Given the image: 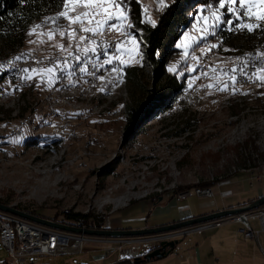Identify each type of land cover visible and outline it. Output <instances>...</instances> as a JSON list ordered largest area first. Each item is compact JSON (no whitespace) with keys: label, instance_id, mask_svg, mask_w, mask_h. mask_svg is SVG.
Instances as JSON below:
<instances>
[{"label":"rangeland","instance_id":"obj_1","mask_svg":"<svg viewBox=\"0 0 264 264\" xmlns=\"http://www.w3.org/2000/svg\"><path fill=\"white\" fill-rule=\"evenodd\" d=\"M135 1L142 6V22L153 25L146 20L156 24L164 6L173 0L163 4L159 0ZM127 2L129 20L125 23L133 24L132 35L142 56L128 59L127 53L118 52V57L127 60L126 64L116 60L119 76L111 70L100 71L94 82L74 78L69 88L59 80L50 87L47 78L41 83L37 73H30L32 80L12 78L9 66L0 63L2 203L58 220L64 212L89 215L91 218L82 223L94 227L135 228L146 224L154 205L149 201L167 204L169 199L189 193L172 210L178 219L182 207L200 212L206 201H218L216 186L212 187L214 197L201 198L197 189L228 179L234 185L235 201L264 193V179L256 178L264 172V87L258 86L259 81L243 78L233 93L227 75L243 58L264 51L262 33L216 30V36L186 51L185 34L193 39L204 35L202 17L211 11L208 5L197 7V11L191 10L189 26L181 30L182 36L167 59L168 73L163 74L148 61L146 42L131 18L132 0ZM67 26L64 30L68 32L81 27L68 21ZM49 31L36 29L24 45L26 52L41 58H36L37 68L52 67L47 60L54 55L65 57L77 47L78 53L92 48L91 43L79 40L78 32L71 38L56 32L49 39ZM98 38L121 40L122 48L132 47L129 36L111 27L106 26ZM210 44L219 47L209 48ZM247 71L254 69L248 67ZM167 79L177 80L181 88L142 130L139 126L129 129L130 107L155 95ZM226 84L227 90H217ZM246 181L252 185L249 190ZM250 223L255 231L261 229L257 218ZM261 239L264 242V234ZM111 247L87 241L81 253L33 256L27 262L11 264H110L120 255L116 251L105 258L104 252ZM6 261L12 262L0 244V264Z\"/></svg>","mask_w":264,"mask_h":264},{"label":"snow or ice","instance_id":"obj_2","mask_svg":"<svg viewBox=\"0 0 264 264\" xmlns=\"http://www.w3.org/2000/svg\"><path fill=\"white\" fill-rule=\"evenodd\" d=\"M25 0H20V3H24ZM164 0H159V3L163 4ZM128 7L127 0H62V10L56 12L55 16L45 17L42 24L34 25L32 31L28 32V35H33L36 29L43 28L46 24L51 23L54 25L52 31L47 33L48 38L51 39L53 35L59 31L61 35H67L70 38L75 36L77 32H83L86 35L79 36L80 41H87L92 44L97 42L91 37L99 34L105 29V27H111L117 31H123V33L130 37V43L132 47L122 48L121 42H116L113 45H108L103 49V55L105 59L102 61L99 59L100 51L97 47L84 48L82 55H77L76 52L70 53L69 55L76 62L69 64L68 58L65 57L63 60L53 64L52 67L48 68H24L20 69L25 74L26 80H32L33 76L30 73L39 74L40 82H44L47 78V82L51 87L57 80L63 78V74H67L71 77L78 67L81 74L95 75V69L97 64L100 68L106 65L112 64L113 59H119L121 64H126L127 60L123 58V55L116 57L115 53L112 56L108 55V47L115 48L116 51L124 54L127 53L128 59H131L133 55L142 56L139 51L136 36L132 35L133 24L125 23L129 20V15L126 12ZM211 9L209 15L202 17L204 21V28L202 35L199 39H193L185 34L186 39L184 42L185 50L193 45L199 44L201 41H205L209 36H216V30H240L253 33L256 30L264 33V0H215V5H208ZM83 9V11H77ZM75 13V14H73ZM67 20L69 25H81L79 29L73 28L72 31L68 32L59 27V20ZM200 19V17H198ZM211 21V23H209ZM148 23H155L150 18L146 20ZM87 23L88 27H83ZM87 34H91V37ZM61 49L65 46L60 45ZM179 47V45H177ZM219 45L210 44L209 48H217ZM77 52L79 48L77 47ZM92 53L96 56L97 63H93L91 69L89 68V62L87 57ZM19 60L20 57H16ZM236 59H241L237 57ZM253 60L256 63H253ZM39 63V62H37ZM251 67L254 69L252 72H248L247 68ZM112 72H116L119 76L120 69L115 64H112ZM172 71V68H169ZM229 80L232 82V91L235 93V84L241 82L240 78H246L250 82L259 81L258 86L264 87V51H258L257 53L250 54L247 58H244L238 68L229 70L227 73ZM103 80V76L97 77ZM39 86V85H37ZM208 87H213L208 85ZM228 85L226 84L223 88H218L219 91L227 90ZM123 107V105H121ZM13 142H16L15 140Z\"/></svg>","mask_w":264,"mask_h":264},{"label":"trees","instance_id":"obj_3","mask_svg":"<svg viewBox=\"0 0 264 264\" xmlns=\"http://www.w3.org/2000/svg\"><path fill=\"white\" fill-rule=\"evenodd\" d=\"M206 5H215V0H173L164 6L153 26L142 22V6L132 0L130 5L132 21L146 42L145 55L157 72L168 73L167 59L182 36L181 30L189 26L191 10L197 11V7ZM59 10H62V0H25L24 3H20V0H0V54L6 50L14 52L23 47L30 37L28 32L31 31L32 25L42 18L56 14ZM262 37L264 38V33ZM131 72L135 74L136 70L132 68ZM180 88L177 80L167 79L151 98L133 104L129 109L128 128L134 129L139 126L142 130L144 123L154 117V113L164 107L170 96ZM208 188L209 186H205L203 189ZM30 213L42 217L35 212ZM62 216L61 220L55 217L44 218L69 225H76L91 218L89 215L71 212H64ZM83 225L88 228H102ZM11 263L13 262L6 261L4 264ZM120 264H133V261H122Z\"/></svg>","mask_w":264,"mask_h":264},{"label":"crops","instance_id":"obj_4","mask_svg":"<svg viewBox=\"0 0 264 264\" xmlns=\"http://www.w3.org/2000/svg\"><path fill=\"white\" fill-rule=\"evenodd\" d=\"M245 183L246 189L249 190L252 187L250 181H246ZM213 186L217 187L219 194L218 201H206L202 204L203 209L200 212H194L187 207H182L179 209L178 219L177 217L174 218L172 210L177 206V203L183 202L186 199L189 195L187 193L183 198L169 199V203L167 204H163L160 200L158 202L149 201L150 204L154 205L151 208L145 225L135 228H124L121 225L116 227L109 226V229H139L164 226L213 212L243 206L264 196L263 193L261 196L244 202H238L234 199L235 194L232 189L234 185L230 179L209 187L212 192ZM214 195L213 192V197ZM204 197L203 195L201 196V198ZM251 219H249L248 224L252 228ZM247 226L245 222L228 220L220 226L206 227L203 224L184 230L186 234L179 237L182 242L171 255L162 260H153L143 264H264V242L261 239L264 232H261V229L255 231L252 228L255 233L259 232V234L254 237H247L244 233V230L248 228ZM129 241L130 239L97 238L93 242L100 245H112L110 249L104 252V257L109 258L116 254L115 250L121 245H123L124 249L127 247L131 248L132 245L127 243ZM118 258L114 262H110V264L118 263Z\"/></svg>","mask_w":264,"mask_h":264},{"label":"built area","instance_id":"obj_5","mask_svg":"<svg viewBox=\"0 0 264 264\" xmlns=\"http://www.w3.org/2000/svg\"><path fill=\"white\" fill-rule=\"evenodd\" d=\"M77 29V27H75ZM80 35H86L83 32H79ZM91 37V34H87ZM91 39H94L97 43L94 45L92 44V47H97L100 51L99 59L102 61L105 59L103 55V49L108 45H113L116 42H110V41H99L98 34L94 37H91ZM118 42H121L118 41ZM90 43V42H89ZM117 52L115 48L108 47V55L112 56L113 53H115V56L117 57ZM81 55V54H77ZM69 64H72V57H67ZM64 58H62L63 60ZM116 60L113 59L112 64L116 65ZM38 62V61H37ZM37 62H34V64H21L20 61H17L15 63H6L5 65L9 66L7 67V72L12 76V78H20L22 76H25L23 72L20 71V69L24 68H37ZM88 62H89V68L91 69L92 64L96 63V56L92 53L88 56ZM49 64L53 65V61L49 62ZM112 64H109L107 66L112 67ZM79 79H89L92 80V82L95 81L96 76V69H95V75H87V74H81L78 71ZM63 77L66 78V73L63 74ZM26 80V79H24ZM243 83L244 79H240ZM258 181H263L264 179V172L258 176H256ZM196 193L198 195H204V196H213V192L211 189H197ZM187 194H181L179 198L185 197ZM251 218H257L260 221L261 225V232H264V206L250 211L248 213H244L241 215L220 219L217 221L209 222L204 224L206 227H213V226H220L222 223L228 220H234L238 222H245L248 226L247 229L244 230V233L247 237H254L259 234V232L255 233L252 228L249 226L248 221ZM75 226L78 227H86L82 223H77ZM187 230V229H186ZM181 236H183L185 231H181ZM176 233H169L163 236H154V237H147V238H141L137 241H129L127 242L129 245H132L131 250L126 251L121 245L117 248V250L120 252L118 262L126 261V260H133L136 257L142 256L140 252L143 250V255L147 254L156 245H159L162 240H170L175 236ZM179 236V237H181ZM178 237V238H179ZM97 240L95 237H88L83 235H75V234H69L60 232L57 230H52L46 227H42L39 225H36L32 222H29L27 220H24L22 218H19L15 215H12L10 213L2 212L0 211V244L1 246L9 253V257L12 262H27L31 257L33 256H43V255H49V256H61L66 253H81L84 247L85 242L90 241L93 242Z\"/></svg>","mask_w":264,"mask_h":264},{"label":"water","instance_id":"obj_6","mask_svg":"<svg viewBox=\"0 0 264 264\" xmlns=\"http://www.w3.org/2000/svg\"><path fill=\"white\" fill-rule=\"evenodd\" d=\"M264 206V196L258 198L257 200L235 208H229L204 216H199L195 218H190L175 222L172 224L158 226V227H145L139 229H109V228H88V227H78L75 225H69L62 222H57L51 219L40 217L34 215L30 212L21 210L17 207L4 204L0 202V211L10 213L19 218L32 222L36 225L46 227L52 230H57L64 233L83 235L88 237L102 238V239H130V241H137L141 238L163 236L169 233H176L170 240H162L159 247L143 255V250L140 252L142 256L134 258L132 261L134 264H143L146 262H151L153 260H162L167 256L171 255L176 248L182 242L178 237L181 236V231L197 227L209 222L217 221L220 219H225L250 211L256 210ZM119 264V263H112Z\"/></svg>","mask_w":264,"mask_h":264},{"label":"bare ground","instance_id":"obj_7","mask_svg":"<svg viewBox=\"0 0 264 264\" xmlns=\"http://www.w3.org/2000/svg\"><path fill=\"white\" fill-rule=\"evenodd\" d=\"M52 16H55V14H53V15H50V16H47V17H52ZM44 20H45V18H42L41 20H38V21H36L34 24H33V26L34 25H36V24H42L43 22H44ZM58 24H59V27L61 28V29H67V28H69V26H67V20H64V19H61V20H59V22H58ZM53 27H54V25L53 24H51V23H48V24H46L45 26H44V28H46V29H48V30H51L52 31V29H53ZM44 28H41V29H44ZM77 29H79V28H77ZM57 32H59V31H57ZM78 34H79V32H78ZM79 36H81L80 34H79ZM99 41H110V42H118L117 40H113V39H111V40H105V39H102V38H99ZM72 50H74V51H68V52H66L67 53V56H65V57H71L69 54L70 53H73V52H76V54H81L82 55V53L83 52H80V53H78L75 49H72ZM252 51V50H251ZM255 51V50H254ZM249 52V51H248ZM25 55H29V58L28 59H26L25 58ZM246 55V54H245ZM20 57V59L19 60H16L15 58L16 57ZM119 55H118V52H117V57H118ZM244 56V55H243ZM247 56V55H246ZM65 57H62V55H61V57L59 56V55H54V57H51V58H49V60H47L48 62H51V61H55L56 63L57 62H59L60 60H62V58H65ZM6 58V59H5ZM38 60H41V58H39V56L34 52V53H28V52H26V49L24 48V46L23 47H21V48H19L17 51H14V52H11V51H9V53L8 54H5V55H2V54H0V63H2V64H6V63H15V62H17V61H20V63L21 64H26L25 62L26 61H28L29 63H31L32 64V62H31V60L33 61V62H37L36 60L37 59ZM51 59H53V60H51ZM87 59H88V57H87ZM244 59V58H243ZM35 60V61H34ZM73 63H76L74 60L72 61V64ZM97 63V62H96ZM215 64V63H214ZM235 65V64H234ZM37 66H39V64L37 63ZM41 66V65H40ZM236 66V65H235ZM79 67V66H78ZM78 67H77V69L75 70V72H74V74L71 76V77H69L67 74H66V78H68V82H67V80L63 77L62 79H59V82H60V84L61 85H64V86H70L71 85V83H73V80L72 79H79V74H78ZM29 69H31V68H29ZM109 70H111V67L110 66H105V67H103V68H100L99 67V65L97 64V68H96V72H108ZM82 82H87L85 79L82 81ZM69 88V87H68ZM123 198H121V200H122ZM105 202H110L109 200H105Z\"/></svg>","mask_w":264,"mask_h":264},{"label":"flooded vegetation","instance_id":"obj_8","mask_svg":"<svg viewBox=\"0 0 264 264\" xmlns=\"http://www.w3.org/2000/svg\"><path fill=\"white\" fill-rule=\"evenodd\" d=\"M159 247V245H156L154 248H153V250L154 249H156V248H158ZM152 251V250H151ZM122 262V261H121ZM119 264H120V262H118Z\"/></svg>","mask_w":264,"mask_h":264}]
</instances>
